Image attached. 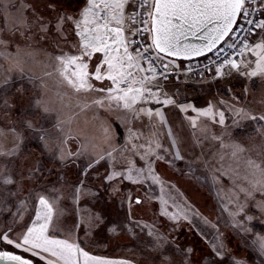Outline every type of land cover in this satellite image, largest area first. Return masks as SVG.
Returning a JSON list of instances; mask_svg holds the SVG:
<instances>
[{
	"label": "snow or ice",
	"instance_id": "obj_1",
	"mask_svg": "<svg viewBox=\"0 0 264 264\" xmlns=\"http://www.w3.org/2000/svg\"><path fill=\"white\" fill-rule=\"evenodd\" d=\"M260 5V15L264 16V0H260ZM252 6L253 0H135V2L80 0L77 11L69 14L60 11L52 0H48L43 7L23 3L17 6L14 0H3L0 8L3 9L6 19L12 18L5 29H0V46H2L0 58L10 65L5 68L3 74H0V89H4L0 92V110L3 116H10V110L15 106L11 102V97L7 95V86L11 83V76L8 73L15 68L23 75L24 56L32 55L11 39L17 33L26 39H31L35 35L32 32V24L29 23V12L33 23L38 26V31L43 34L40 39L51 36L54 47H59L56 43L57 38L67 40L69 31L78 37L73 45L76 49L74 53L70 54L61 49L58 55L52 57L58 62L57 71L63 81L76 92L103 94L93 103L106 110L115 105L129 116L121 118V123L127 131L125 143L119 148L116 147L113 144L110 126H106L104 142L108 147L99 153L96 145L88 143H81L79 149L73 153L68 147V141L75 137L71 135V129L66 131L63 127L68 121L59 117L54 127L59 129L61 136H53L49 129L42 125L37 126L31 119L20 121L23 130H17L16 127L7 129L0 127V157L15 158L12 159L11 167L7 164L0 167V187L6 188L12 196L24 191L25 182L44 178L45 169L39 159L35 167H29L27 170L23 163L19 165L16 163V159H19L24 151L25 141L32 136L42 145V154L60 160L62 168L67 167L68 163H76L80 157H88L76 182L67 183L66 186L62 184L59 188L53 186L40 192L29 189V196L39 202V208L34 210L35 218L32 219L30 216L28 221H24L20 207H23L27 201L20 202L17 214L22 223L15 228L9 226L7 232H0V242L22 249L25 253H31V256L39 257L44 264H134L129 259L111 260L103 256L91 255L81 246L84 243L80 237L81 225L84 226L83 237L86 239L93 229L105 223L103 215L89 213L86 219L81 217L79 221L69 225L63 220L65 209L58 208L57 205L61 201L68 200L75 207L80 204L82 198L98 197L99 188L94 189L88 186L89 183L104 187L113 196L121 191L120 184L124 181L142 185L150 179L154 184L163 186V181L156 174L154 161L165 159L162 153H166L167 150L154 134L143 143H135L140 140L142 133L135 131L132 124L142 116L151 119L153 115L158 116L163 124V113L159 110L154 113L152 108L145 105L152 102L163 105L176 104L175 99L165 90L164 83L169 79L167 74L169 63L174 68H178L179 65L171 61L164 63V58L176 57L189 60L212 52L219 43H227L237 28L243 31L241 23L243 21L253 26L256 31L253 32V27H249L239 43L234 40L228 44V47L236 52L237 58H230V54L226 56L215 68V75L222 77L234 70L247 78L264 79V19H258L253 25V20L249 19ZM45 9L49 13L47 16L44 15ZM143 25L147 27H142ZM5 31L9 38L3 35ZM190 36L201 40L202 43H189ZM14 43L15 52H12L10 46ZM222 50V47L217 49V54ZM157 63L165 70L160 76L157 75ZM69 68L72 69L70 72ZM92 79L103 86L96 87L90 82ZM105 80L110 83L104 85ZM17 92L23 95L21 89H17ZM161 94L164 96L163 99ZM33 106L44 114L51 111L39 98L33 101ZM178 107L184 112L191 108L198 115L211 117L214 122L225 125L224 112L218 113L219 120L216 121L217 113L211 105L201 109L181 103ZM231 108L234 116L237 117L233 121L234 124L240 120L256 122L261 134L264 135V112L254 113L252 110L234 105ZM191 122L193 126L196 125L195 118H191ZM26 131L30 133L29 136H25ZM224 135L231 136L226 127ZM213 138L219 140L222 147L230 149V155L234 159H239L246 151L244 146L235 140L225 144L223 136ZM117 154L120 157L119 170ZM137 156L139 161L136 160ZM223 158L221 154L220 159ZM173 159L182 160L184 157L177 150L173 154ZM102 160H107L110 164L105 172H101L96 167ZM139 162H143V166H138ZM195 163L197 161H189V168L191 169L192 164ZM202 163L209 165L208 161ZM245 166L244 184H236L235 179L239 173L229 170L236 189L231 197L235 209L231 210L229 215L232 217L233 226L247 235L252 234L248 223L257 219L248 212L249 206L257 210L259 218L264 222V156L259 161L246 159ZM209 171H213V179L218 182L220 178L215 173L220 170L209 167ZM9 186L14 187L9 188ZM126 198L131 208L132 198L130 195ZM173 202L175 203L174 199ZM135 203L140 204L141 200L137 198ZM176 206L179 211L168 213L165 210L162 214L177 226L181 220L192 224L189 213L193 216L199 215L186 201L183 206ZM5 208H8L6 203ZM8 210L10 211V208ZM130 223L133 229L139 224L138 221H130ZM133 229L128 231L135 235ZM143 229H147L146 235L150 238L144 244L145 250L149 253L144 259V264H205L206 260L208 264H247L245 260L232 255L221 238H217L213 243L211 253L205 254L193 247L181 246L175 239H170L167 229L149 228L147 224L143 225ZM109 230L115 232L116 226ZM172 231H175V228ZM253 235L255 238L252 244L258 246L261 257H264V234ZM0 264H34V262L23 255L4 250L0 251ZM261 264H264V260Z\"/></svg>",
	"mask_w": 264,
	"mask_h": 264
},
{
	"label": "rangeland",
	"instance_id": "obj_2",
	"mask_svg": "<svg viewBox=\"0 0 264 264\" xmlns=\"http://www.w3.org/2000/svg\"><path fill=\"white\" fill-rule=\"evenodd\" d=\"M65 1L52 0L60 11L67 13L71 9L77 10L80 4V0L68 3ZM2 2L3 0H0V3ZM47 2L48 0H14L17 6L23 3L43 7ZM48 14V10L45 9L44 15ZM28 15L29 23L32 24V32L35 35L31 39H26L17 33L11 39L26 48L32 55L24 56L23 75L15 68L8 73L11 76V83L7 86V95L11 97V102L15 106L10 110V116H3L0 110V127L5 129L16 127L17 130H23V124L20 121L31 119L37 126L42 125L49 129L53 136H61L59 129L54 127L59 117V119L68 121L63 127L66 131L71 129V135L75 137L68 141V147L73 153L79 149L81 143L96 145L97 153L107 149L108 145L104 142L106 126H110L113 144L118 148L122 146L125 143L127 131L121 123V118H128L129 114L117 109L115 105L109 110L99 107L93 101L103 94L76 92L63 81L57 71L58 62L52 57L58 55L61 49L70 54L74 53L76 49L73 45L78 38L69 31L68 36H73V38L70 41L57 38L56 43L62 48L54 51L51 36L40 39L43 34L33 23L31 12ZM11 19H6L3 9L0 8V29H5ZM3 35L9 38L6 31ZM65 45L71 46L72 51L63 48ZM48 50L50 51L47 52ZM10 51L15 52V43L10 46ZM53 52L57 53L53 54ZM166 60L173 62V60ZM9 66L8 62L0 58V74H3L5 68ZM71 70L69 68V72ZM225 72H227L226 68ZM146 74L150 75V73ZM90 82L96 87L103 86L94 79ZM103 83L107 85L110 82L105 80ZM164 87L168 95L175 99L176 104L163 105L152 102L145 105V107L152 108L154 113L156 110L161 111L164 115V123L160 122L158 116L153 115L151 119L142 116L132 124L135 131L142 133L140 140L135 143H143L154 134L163 148L167 150L166 153H162L165 159L154 161L156 174L163 181V186L154 184L150 179L142 185L124 181L120 184L121 191L113 196L104 187L89 183L88 186L94 189L99 188V196L82 198L80 204L75 207L68 200L61 201L57 207L65 209L64 222L71 225L74 221H79L81 217L86 219L89 213H99L105 217V223L93 229L86 239L83 237L84 226L81 225L80 237L84 240L81 246L89 252L111 249L112 255H126V257L143 262L149 254L144 244L150 238L146 235L147 229L142 230L143 225L147 224L149 228L167 229L170 239H175L181 246L193 247L205 254H210L213 243L217 238H221L231 250L232 255L245 260L247 264H261L264 257H261L258 246L253 245L252 240L255 238L253 234H264V222L259 218L257 210L249 206L248 212L257 217L248 223L252 234L246 235L233 226L229 212L235 209L231 197L236 189L233 178H230L232 173L229 170L239 173L235 179L236 184H244L245 160L251 158L259 161L264 156V135L261 134L259 125L246 120H240L234 124L233 121L237 117L234 116L231 108L234 105L252 110L254 113L264 112V79L247 78L233 70L222 77L217 75L203 78L184 76L171 79L165 81ZM17 89L22 90V96ZM3 91L4 89H0V92ZM37 98L48 105L51 109L49 113L44 114L33 106V101ZM163 98L161 94V99ZM181 103L191 104L201 109H206L211 105L217 113L216 121L219 120L218 113L224 112L225 125L214 122L211 117L198 115L191 108L186 112L181 111L178 107ZM191 118H195V126L192 125ZM225 127L231 136L224 135ZM29 135L30 133L26 131L25 136ZM214 136H223L225 144L235 140L243 145L246 151L240 155L239 159H234L230 155L231 150L222 147L220 141L213 138ZM23 149L21 157L16 159L17 165L23 163L27 170L29 167H35L39 159L45 169L44 178L34 182H25L24 191L15 196H12L6 188L0 187V232H7L9 226L15 228L22 223L17 214V208L20 207L22 201H27L23 207H20L24 221H28L30 216L32 219L35 218L34 210L39 208V202L29 196V189L40 192L53 186L59 188L62 184L66 186L67 183L76 182L88 159V157H80L76 163H68L67 167L62 168L60 160L42 154V145L34 136L25 141ZM177 150L184 159H173V154ZM221 154L224 156L223 160L220 159ZM12 159L15 158L0 157V167L5 164L11 167ZM117 160L119 170L120 157L118 154ZM136 160L139 161L138 156ZM189 161H197V163L192 164L190 169ZM202 161H208L209 165H204ZM138 166H143V162H139ZM96 167L101 172H105L110 164L107 160H102ZM209 167L213 170H220L215 173L220 178L218 182L213 179L214 173L209 171ZM13 187L9 186V188ZM129 195L132 198L131 208L126 198ZM137 198L141 200L140 204L135 203ZM185 201L192 206L193 211L199 213L195 216L189 213L192 224L181 220L177 226L175 222L162 214L165 210L168 213L179 211L176 205L183 206ZM5 203L10 211L5 208ZM130 221H138L139 224L133 229ZM113 226H116L115 232L109 230ZM173 228L175 231H172ZM128 229H133L135 235ZM4 250L32 259L34 264H44L39 257L31 256V253H25L22 249L7 245L6 242H0V251ZM205 264H208L207 260Z\"/></svg>",
	"mask_w": 264,
	"mask_h": 264
},
{
	"label": "built area",
	"instance_id": "obj_3",
	"mask_svg": "<svg viewBox=\"0 0 264 264\" xmlns=\"http://www.w3.org/2000/svg\"><path fill=\"white\" fill-rule=\"evenodd\" d=\"M260 0H253V6L251 8V15L249 19L253 20V25L255 22L260 19ZM243 25V31L240 28H237L233 34H231V39L227 41V43H223L219 48H223L222 51H219L217 54V48L214 52H212L209 56H206L201 59L187 61V62H180L175 63L178 64V68H174L171 63L164 59V63H169V69L167 70V74L169 76L168 80L171 79H179L184 76L194 77V78H201L205 76H210L215 74V68L219 66L220 62L226 57L229 56L230 58H237L236 52L233 49L228 47V44H231L234 40L239 43V40L243 39L245 32H247L249 27H253L247 25L245 22L241 21ZM142 27H147V25H143ZM255 28L253 27V32H255ZM237 33L239 35H237ZM148 40L150 42V36H148ZM157 75L160 76L162 72L165 70L163 69L162 65L157 63Z\"/></svg>",
	"mask_w": 264,
	"mask_h": 264
},
{
	"label": "crops",
	"instance_id": "obj_4",
	"mask_svg": "<svg viewBox=\"0 0 264 264\" xmlns=\"http://www.w3.org/2000/svg\"><path fill=\"white\" fill-rule=\"evenodd\" d=\"M73 0H66L65 2L66 3H68V2H72ZM76 1H78V0H76ZM135 2V1H134ZM77 10H74V9H71V10H69L68 12H69V14H72V13H75ZM261 19H264V16H261ZM73 38V36H68L67 35V40H69L70 41V39H72ZM78 38V37H77ZM63 40V39H62ZM65 41V40H64ZM62 48V46L61 45H59V47H55V50L54 51H57V50H59V49H61ZM63 48H68L69 50H70V52L72 51V49H71V46H67V45H65ZM50 50H48L47 52H49ZM54 53H57V52H53V54ZM90 70H91V65H90ZM111 249H108V250H103V251H101V252H99V251H93V252H90V254L91 255H99V256H103V257H105V258H107V259H111V260H122V259H129V260H132L133 262H134V264H137V262H139V264H144V261L143 262H140V261H137V260H135V259H133V258H131V257H126V255L125 256H115V255H112L113 253H111L112 251H110ZM149 255V254H148ZM145 259V258H144Z\"/></svg>",
	"mask_w": 264,
	"mask_h": 264
},
{
	"label": "water",
	"instance_id": "obj_5",
	"mask_svg": "<svg viewBox=\"0 0 264 264\" xmlns=\"http://www.w3.org/2000/svg\"><path fill=\"white\" fill-rule=\"evenodd\" d=\"M188 42H189V43H192V44H201V43H202L201 40H198V39H196L195 37H191V36L188 38ZM222 44H223V42L219 43V44L217 45V48H218L219 46H221ZM217 48H216V49H217ZM216 49H213V51L216 50ZM213 51H212V52H213ZM212 52H207V53H205V54L202 55V56L192 57V58L189 59V60H185V59H182V58H176V57H165V58L170 59V60H174V61H183V62H186V61H192V60H197V59H200V58H204V57L208 56L209 54H211Z\"/></svg>",
	"mask_w": 264,
	"mask_h": 264
}]
</instances>
